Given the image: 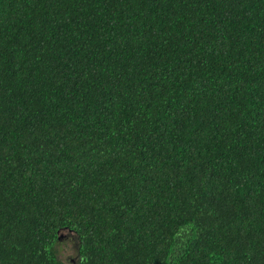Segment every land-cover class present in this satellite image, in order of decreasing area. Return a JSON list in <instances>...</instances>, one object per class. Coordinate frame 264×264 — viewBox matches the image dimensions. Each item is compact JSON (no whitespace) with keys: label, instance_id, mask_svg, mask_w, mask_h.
<instances>
[{"label":"trees","instance_id":"1","mask_svg":"<svg viewBox=\"0 0 264 264\" xmlns=\"http://www.w3.org/2000/svg\"><path fill=\"white\" fill-rule=\"evenodd\" d=\"M0 264H264V0H0Z\"/></svg>","mask_w":264,"mask_h":264},{"label":"rangeland","instance_id":"2","mask_svg":"<svg viewBox=\"0 0 264 264\" xmlns=\"http://www.w3.org/2000/svg\"><path fill=\"white\" fill-rule=\"evenodd\" d=\"M74 245L72 244V241L66 240V242L63 243L60 257L62 259L68 258V257H74Z\"/></svg>","mask_w":264,"mask_h":264}]
</instances>
